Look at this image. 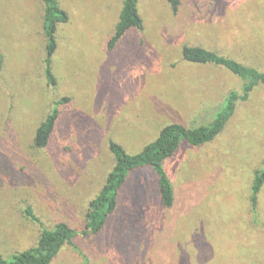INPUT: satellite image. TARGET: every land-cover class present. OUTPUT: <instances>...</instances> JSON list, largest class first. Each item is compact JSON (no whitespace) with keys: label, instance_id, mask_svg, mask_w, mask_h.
Here are the masks:
<instances>
[{"label":"rangeland","instance_id":"1","mask_svg":"<svg viewBox=\"0 0 264 264\" xmlns=\"http://www.w3.org/2000/svg\"><path fill=\"white\" fill-rule=\"evenodd\" d=\"M59 2L70 20L58 31L52 65L57 84L51 86L41 0H0L5 257L34 247L41 227L64 222L84 229L89 203L115 165L109 142L136 155L171 123H210L226 96L240 91L241 80L227 70L185 61V46L264 72V0H182L176 14L165 0H140L143 29L129 31L113 48L124 0ZM63 99L68 101L59 106L48 147L35 149L36 130ZM262 167L259 86L237 104L215 141L182 144L165 162L175 193L171 209L160 200L156 175L138 170L104 230L77 235L52 264H264V186L256 216L250 200ZM28 208L40 222L27 216Z\"/></svg>","mask_w":264,"mask_h":264},{"label":"trees","instance_id":"2","mask_svg":"<svg viewBox=\"0 0 264 264\" xmlns=\"http://www.w3.org/2000/svg\"><path fill=\"white\" fill-rule=\"evenodd\" d=\"M174 14L178 13L182 0H165ZM44 6L43 29L46 38L45 74L51 86H56L57 80L53 73V59L58 49V31L69 23L70 17L59 0H41ZM140 0H124L123 7L115 27V33L110 40L113 48L129 31L143 29V19L139 12ZM185 61L198 65H212L227 70L238 77L242 86L240 91H231L220 109L205 125L186 127L179 123L165 126L155 141L148 144L136 155L128 154L115 141L109 142V150L114 157L115 165L105 179V183L88 206L84 229L74 230L69 224L61 222L53 228L41 227L38 243L25 251L13 253L7 257L0 255V264H52L65 245H70L77 235L84 237L99 235L113 215L119 203L120 192L127 184L132 173L149 169L157 177V186L163 206L171 209L175 203L173 184L164 168L165 162L171 159L182 144L200 147L212 143L226 129L233 118L237 104L248 100L252 92L259 86H264V72L257 68L246 66L231 58L219 55L198 46H185L182 51ZM0 54V69L2 68ZM68 101L63 99L55 103L52 111L36 130L33 140L35 149L48 147L59 119V106ZM264 186V167L255 173L251 188V206L254 216L257 214L259 193ZM27 216L34 222H40L31 209H26Z\"/></svg>","mask_w":264,"mask_h":264},{"label":"bare ground","instance_id":"3","mask_svg":"<svg viewBox=\"0 0 264 264\" xmlns=\"http://www.w3.org/2000/svg\"><path fill=\"white\" fill-rule=\"evenodd\" d=\"M87 24V23H86ZM82 36V35H81ZM65 38V37H64ZM88 52V51H87ZM179 62V61H178ZM189 62V61H188ZM88 67V66H87ZM90 73V72H89ZM137 76V75H136ZM80 81V80H79ZM98 82V81H97ZM121 113V112H120ZM130 118V117H129ZM13 212V211H12Z\"/></svg>","mask_w":264,"mask_h":264}]
</instances>
